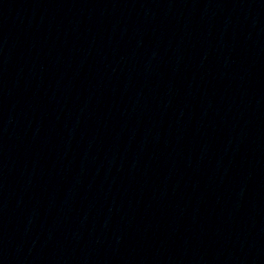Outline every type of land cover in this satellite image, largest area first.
Returning <instances> with one entry per match:
<instances>
[{
	"label": "water",
	"instance_id": "95a60500",
	"mask_svg": "<svg viewBox=\"0 0 264 264\" xmlns=\"http://www.w3.org/2000/svg\"><path fill=\"white\" fill-rule=\"evenodd\" d=\"M0 264H264V0H0Z\"/></svg>",
	"mask_w": 264,
	"mask_h": 264
}]
</instances>
